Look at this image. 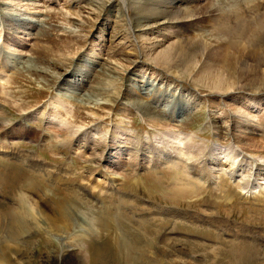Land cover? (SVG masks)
<instances>
[{
	"label": "rangeland",
	"instance_id": "1",
	"mask_svg": "<svg viewBox=\"0 0 264 264\" xmlns=\"http://www.w3.org/2000/svg\"><path fill=\"white\" fill-rule=\"evenodd\" d=\"M199 1L189 11L204 30L186 34L142 27L172 0L145 13L147 0H0V253L7 245L20 264L95 252L100 264H230L226 252L244 241L247 261L264 264V178L232 175L225 154L231 147L246 169H264V62L252 60L254 47L264 55V0ZM191 43L199 49L184 60L178 47ZM179 103L189 110L172 120ZM232 117L251 130L229 129ZM24 194L43 214L72 218L40 216L34 227L13 214Z\"/></svg>",
	"mask_w": 264,
	"mask_h": 264
},
{
	"label": "bare ground",
	"instance_id": "2",
	"mask_svg": "<svg viewBox=\"0 0 264 264\" xmlns=\"http://www.w3.org/2000/svg\"><path fill=\"white\" fill-rule=\"evenodd\" d=\"M125 1V0H124ZM165 1H167V0H165ZM164 0H158V1H154V0H147V3L145 4L146 6L143 8V7H140V9L145 13V12H149V11H152V10H150V9H148L149 7V5H150V3H153V2H156V3H159V4H164V2H165ZM172 1H174V3L173 4H171V6L169 7V9H167V8H165L164 10H160V11H158V12H156V13H154V12H152V13H154V14H156V15H153V16H151V17H148V19L150 20V21H148L147 23H145L144 25H142V24H140V25H142V27H144V28H146V29H149V30H153L154 28H157V27H159V25H168V26H177L179 29H180V31H184V32H186V34L187 33H194V32H200V31H203V30H199V29H197V24H196V22L195 23H193L194 22V18H195V16H193L192 14H191V12L189 11V5H191V3H193V2H197V1H199V0H172ZM139 2H142V1H139ZM200 2V1H199ZM167 3V2H166ZM169 3V2H168ZM141 5L142 3H138V5ZM155 4V3H154ZM143 5V4H142ZM169 5V4H168ZM193 5V4H192ZM207 6H209V8H212L213 6H212V4H210V5H207ZM125 8H124V10H128V5L127 4H125V6H124ZM161 7V6H160ZM164 8V7H163ZM208 10V9H207ZM154 11H155V8H154ZM221 12V11H220ZM150 14V13H149ZM10 15V14H9ZM14 16H16V15H14ZM217 16V15H216ZM221 16V15H220ZM215 17V16H214ZM217 19V18H216ZM197 20V19H196ZM14 21V20H13ZM20 21V20H19ZM21 21H22V23H24V24H26V25H30V27L32 26V22L31 21H29V22H27V20L25 21L24 19H21ZM216 22V21H215ZM19 24V23H18ZM22 25V24H21ZM20 25V26H21ZM25 25V26H26ZM23 27V26H22ZM28 27V26H27ZM263 28H264V25L262 26ZM29 28V27H28ZM201 29V28H200ZM26 31V30H25ZM28 31V30H27ZM262 32V35H264V29H262L261 30ZM221 32V31H220ZM219 32V33H220ZM182 36V35H181ZM240 42V41H239ZM198 43H191L190 45H188V44H184L185 46H182V45H179V47H178V49L179 50H181L182 52H183V54H182V57L184 58V60H188V59H192V58H194L195 57V54L197 53V51H198V49H199V46L197 45ZM228 47V49H230L231 47L232 48H236V49H238V53H237V57H234V58H237L236 60H235V62H239V61H244L243 59L246 57V56H244V53H243V49H242V44L241 43H238V42H235V41H230V44L227 46ZM260 47H254V49L252 50V51H254V50H257L258 51V54H256L255 56V59H252L253 60V62H264V55H262L261 53H259L261 50L259 49ZM223 50V49H222ZM216 51V50H215ZM220 51V50H219ZM219 51H216L215 52V54H217V52H219ZM170 52V54H173V55H175V51H169ZM213 52V51H212ZM211 53V52H210ZM220 53V52H219ZM219 53H218V55H219ZM213 54H214V52H213ZM221 54V53H220ZM236 56V55H235ZM214 57H215V55H214ZM217 57V56H216ZM225 59H224V62H227L228 61V59H231V58H229V57H231V55L230 54H225ZM167 60H169L170 61V58L169 57H165ZM212 59V58H211ZM214 59V58H213ZM219 59V58H218ZM209 60V59H208ZM232 60H234V59H232ZM231 61V60H230ZM215 62V61H214ZM220 62H223L222 60H220ZM229 62V61H228ZM15 63V62H14ZM8 65V64H7ZM248 67V66H247ZM260 68V67H259ZM245 69V68H244ZM247 69V68H246ZM248 70V69H247ZM253 70V69H252ZM250 71V70H249ZM255 71V70H254ZM248 72V71H247ZM252 71H250V73H251ZM259 72V71H258ZM261 72V71H260ZM259 72V73H260ZM88 73V72H87ZM237 73V72H236ZM240 72H238V74H239ZM243 73H245V70L243 71ZM243 73H242V75H243ZM259 73H257V74H259ZM248 74V73H247ZM253 73H251V75H252ZM255 75V74H254ZM237 76V75H236ZM239 76V75H238ZM256 76H258V75H256ZM248 77V76H247ZM262 77V76H261ZM243 78H245V77H243ZM256 78V77H255ZM254 78V79H255ZM259 78V77H258ZM264 78V77H263ZM250 79V78H249ZM261 79V78H260ZM248 80V79H247ZM239 81V80H238ZM243 81H244V79H243ZM251 81V80H250ZM241 82V81H240ZM261 82V81H260ZM220 85H218V87H219ZM260 86V85H259ZM223 88V87H222ZM221 89V88H220ZM263 90L262 91H264V88H262ZM219 90V89H218ZM224 90V89H223ZM219 91H221V90H219ZM157 93V92H156ZM137 95V94H136ZM152 97H154V94H152ZM168 97H170V96H168ZM157 98V97H156ZM164 98V97H163ZM168 99V98H167ZM166 99V100H167ZM156 100V99H155ZM165 102V101H164ZM173 102V101H172ZM167 104H168V102H166ZM169 103H171V100H170V102ZM171 105V104H170ZM171 107V106H170ZM169 107V108H170ZM189 110V106H188V104H183V103H179V104H177V105H174L172 108H170V110H169V116L168 117H170L171 119L172 118H174V117H180V116H182L183 114H185L187 111ZM167 113H168V111H167ZM147 118V117H146ZM169 118V119H170ZM173 120V119H172ZM147 121L149 122V123H152L153 125H162V122L163 121H161V119L160 118H156V117H149L148 119H147ZM229 129H230V127H236L237 126V128L239 127V126H242V127H244V129L247 131V129L248 130H251L250 128H251V125L249 124V121L248 120H244V119H236V118H234V117H232L230 120H229ZM164 125V124H163ZM166 125V124H165ZM162 127H164V126H162ZM253 129V128H252ZM243 131V130H242ZM230 132V131H229ZM228 132V133H229ZM7 134V133H6ZM247 134V133H246ZM178 135H175V137H177ZM5 137V136H4ZM178 138V137H177ZM240 139V141H241V138H239ZM155 148V147H154ZM167 148H164V151L166 150ZM217 149V148H216ZM220 149V148H219ZM218 149V150H219ZM228 150H230V152H228V153H225L226 154V160H227V162L229 163V166L231 167V169H232V175H234V174H236L237 172H238V169L240 168V170L241 171H246L247 172V176H248V178H252V177H255V179L257 180L259 177H261L262 178V176H263V178H264V169H263V166L262 165H259V164H256L255 166H252V167H249V169H246V167H245V165H243V164H241V162L242 161H238V153L236 152V150H234V149H232L231 147H230V149H228ZM154 151V150H153ZM152 151V152H153ZM158 151V150H157ZM160 155V154H159ZM179 157V156H178ZM208 157V156H207ZM256 157V156H255ZM254 157V158H255ZM153 158V157H152ZM257 158V157H256ZM259 158H260V156H259ZM261 158H262V156H261ZM173 159V158H172ZM179 159V158H178ZM253 159V158H252ZM174 161V163H172V164H175L176 166H178L179 164L177 163V160H173ZM172 161V162H173ZM219 162L220 160L217 158V157H213V156H211L210 155V157H209V162L211 163V165H213L212 164V162ZM152 162V161H151ZM209 163V164H210ZM215 165V164H214ZM220 165V164H219ZM222 166V165H221ZM223 167V166H222ZM34 172V171H33ZM182 172H183V175L186 173L187 175L188 174H193V173H189V172H187V171H185V173H184V170H182ZM185 174V175H186ZM32 175V174H31ZM28 176L29 177V179H28V184L30 183V179L31 180H36V178H34L33 176L34 175H32V176ZM117 175V174H116ZM184 175V176H185ZM116 178H118V177H116ZM209 178H211V176H209ZM261 178H259V179H261ZM185 179V178H184ZM254 179V180H255ZM264 180V179H263ZM25 181H27V180H25ZM183 180H181V182H182ZM203 181L204 182H207L208 180L207 179H203ZM32 182V181H31ZM34 184H35V182H34ZM33 184V185H34ZM29 185H31V183L29 184ZM245 186V185H244ZM33 187V186H32ZM248 187V188H247ZM245 188H247V189H249V183H246V187ZM255 189H256V187H255ZM67 197V196H66ZM70 198L71 197H69L68 199H69V201H71L70 200ZM30 197H28L27 195H25L24 194V196L22 197V199H20L21 201H20V203L18 204V206L16 207L17 208V210H15L14 212H13V209L11 210L12 212H13V214H14V217L15 216H19V215H21V216H27L26 218H30V220H32L33 222H32V224H34V221H36L37 222V224L35 223L34 224V227H37V225H40V224H42L43 226H44V222L42 223H38L41 219V217L40 216H42V218L43 219H45L46 221L48 220V221H53V222H55V223H68V219H71L72 217L70 216V218H68V211H66V210H62V208H60L61 209V211H56L57 213L54 215L55 217H50V215H47L45 212H44V214H43V211L41 210L42 208H40L39 209V207L37 206V204L36 203H34V208H33V206L30 204ZM72 199V198H71ZM119 200V199H118ZM116 201V200H115ZM63 205V207H64V204H62ZM70 205V204H69ZM71 206V205H70ZM14 208V207H13ZM32 208V209H31ZM35 209H38L39 211L37 212V210H35ZM69 209H73V208H71V207H69ZM67 210H68V208H67ZM71 211V210H70ZM69 214H70V212H69ZM71 215H72V213H71ZM119 215H121V214H119ZM52 216V215H51ZM73 216V215H72ZM13 217V218H14ZM20 217V216H19ZM18 217V218H19ZM23 217H21V219L22 220H25ZM37 218H39V219H37ZM124 219V218H123ZM99 220V219H98ZM102 220V219H101ZM104 220V219H103ZM102 220V221H103ZM106 221H107V219H105ZM115 220V219H114ZM18 221V220H17ZM28 221H29V219H28ZM27 221V222H28ZM45 221V222H46ZM109 221H111L110 219H109ZM109 221H108V223H109ZM113 221V220H112ZM148 221V220H147ZM165 221V220H164ZM167 221V220H166ZM15 222V221H14ZM26 222V221H25ZM30 222V221H29ZM101 222V221H100ZM114 222V221H113ZM112 222V223H113ZM129 222V221H128ZM145 222V221H144ZM156 222V221H155ZM158 222V221H157ZM13 223V222H12ZM17 222H15V224H16ZM103 223V222H102ZM101 223V224H102ZM112 223H109L108 225H109V227L111 226L110 224H112ZM65 224V225H66ZM137 224V223H136ZM144 224V223H143ZM147 224V223H146ZM145 224V225H146ZM151 224H152V222H151ZM159 224H160V222H159ZM41 225V226H42ZM64 225V227L66 228V226ZM104 225H106V224H104ZM103 225V226H104ZM139 226H140V224H138ZM50 227L49 228H51V225H49ZM57 226V225H56ZM114 225H112V227H113ZM124 226H127V225H125L124 224ZM144 226V225H143ZM153 226V225H152ZM186 226V225H185ZM22 227V226H21ZM60 227V226H59ZM61 227H63V226H61ZM69 227V226H68ZM108 226H105V227H103V229H105V228H108L107 229V231L109 230V229H111V227L109 228ZM41 228V227H40ZM40 228H38V230H40ZM53 228V227H52ZM99 228V227H98ZM116 228V231H119V230H117V227H115ZM148 228V227H147ZM146 228V229H147ZM150 228V227H149ZM196 229H197V227H195ZM42 229H43V227H42ZM100 229H101V226H100ZM124 229V228H123ZM127 229V228H126ZM129 229V228H128ZM130 229H132V228H130ZM135 229H137V228H135ZM141 229L143 230V228L141 227ZM141 229H138L139 230V232H140V230ZM57 230V229H56ZM106 230V229H105ZM113 230V229H112ZM161 230V229H160ZM205 230V229H204ZM208 230V229H207ZM40 231H42V230H40ZM52 231V230H51ZM100 231V230H99ZM98 231V232H99ZM107 231H106V233H107ZM135 232H136V230H134ZM149 231V230H148ZM194 231V230H193ZM33 232L34 231H32V235H33ZM101 232H103L102 230H101ZM108 232H110V231H108ZM129 232V231H128ZM147 232V231H146ZM151 232H152V230H151ZM207 232V231H206ZM209 232V231H208ZM31 233V232H30ZM39 233V232H38ZM38 233H37V235H38ZM103 233H105V232H103ZM111 233H114V231L112 232L111 231ZM117 233V232H116ZM149 233V232H148ZM29 234V233H28ZM36 233H34V235H35ZM99 234H100V232H99ZM108 234V233H107ZM121 233H117V235H118V239H119V241H120V239L122 238V236H120L121 238H119V235H120ZM133 234V233H132ZM158 234V233H157ZM157 234H156V236H157ZM105 235V234H104ZM108 235H110V234H108ZM108 235H106L107 237H108ZM128 235H129V233H128ZM134 235V234H133ZM138 235H139V233H138ZM142 235V234H141ZM144 235V234H143ZM24 236V235H23ZM98 236V235H97ZM99 236H101V234L99 235ZM130 236H132V235H130ZM136 236H137V234H136ZM146 236H147V233H146ZM158 236H160V234H158ZM157 236V237H158ZM102 237V236H101ZM113 237H114V235H113ZM126 238H127V236H125ZM110 238V237H109ZM133 238V237H132ZM136 238H139V236H137ZM117 239V238H116ZM118 239H117V241H116V243H115V247H117V245L116 244H118L117 242H118ZM141 239V238H140ZM145 239L146 240H149L148 238H146L145 237ZM158 239V238H157ZM75 240V239H74ZM101 240H103V238L101 239ZM101 240H99V242L101 241ZM104 240H106V239H104ZM103 240V242H105ZM108 241H110L109 239H107ZM112 240V239H111ZM113 240H114V238H113ZM121 240H123V238L121 239ZM131 240V239H130ZM139 240V239H138ZM153 240V239H152ZM92 241V240H91ZM125 241H126V239H125ZM133 241H134V239H133ZM144 241V240H143ZM142 241V242H143ZM176 241V240H175ZM93 242H95V241H93ZM97 242V241H96ZM103 242H101V243H103ZM110 242H112V241H110ZM122 242V241H121ZM123 242H124V240H123ZM140 242V241H139ZM142 242H140V244L142 243ZM148 242V241H147ZM152 242V241H151ZM155 242V241H154ZM90 243H92V242H90ZM98 243V242H97ZM106 243H107V241H106ZM113 244H114V241L112 242ZM120 243V242H119ZM126 243V242H125ZM144 243V242H143ZM149 243H150V241H149ZM153 243V242H152ZM152 243H150V244H152ZM247 243V242H246ZM246 243L244 242V241H238L236 244H234V245H232L231 247H230V249L226 252V254L228 255V257L230 258V264H248L249 262V260L248 259H250L251 260V253L248 251V248H250V247H248L247 248V245H246ZM93 244H95V243H93ZM128 243H126V244H123V245H121V243L120 244H118V246L120 247H118V249L120 250L121 249V246L123 247V250L125 249V247L124 246H126ZM131 244H132V242H131ZM135 244V243H134ZM137 244V243H136ZM153 244H155V243H153ZM96 245V244H95ZM98 245H100V244H98ZM104 245V244H103ZM138 245V244H137ZM136 245V246H137ZM143 245V244H142ZM251 245V244H250ZM254 245H255V243H254ZM254 245H252L253 247H254ZM7 246V245H6ZM4 247L3 248V250H4V252H1L0 253V264H9V262H14L15 261V264H20V263H23V261H19V257L17 256V253H14L13 251H10V249H8V247ZM97 246V245H96ZM105 246V245H104ZM113 246V245H112ZM128 246V245H127ZM135 246V245H134ZM140 246V245H139ZM256 246V245H255ZM259 245L257 244V246L255 247L256 249H257V247H258ZM88 247H90V245L88 246ZM94 247V246H93ZM99 247V246H98ZM107 247V249H108V247H109V249H113V248H110L111 246H106ZM105 247V248H106ZM130 247V246H129ZM154 247V246H153ZM252 247V248H253ZM92 248V247H91ZM104 248V250H106L107 251V249H105ZM134 249H135V247H133ZM251 248V249H252ZM259 248V247H258ZM261 248V247H260ZM92 249H94V248H92ZM138 249V248H137ZM140 249V248H139ZM150 249V248H149ZM2 250V251H3ZM9 251V253L7 252V251ZM100 250H102V251H104L103 249H100ZM132 250V249H131ZM130 250V251H131ZM136 250V249H135ZM151 250H152V247H151ZM150 250V251H151ZM250 250V249H249ZM253 250H255V249H253ZM94 251H95V249H94ZM110 251V250H109ZM115 251V250H114ZM122 251V250H121ZM120 251V252H121ZM125 251H126V249H125ZM125 251H123V252H125ZM127 251H129V248L127 247ZM144 251L145 252H149V250L148 251H146L145 249H144ZM143 251V252H144ZM112 252H113V250H112ZM116 252H117V250H116ZM140 252V251H139ZM257 252V251H256ZM128 253H131V252H128ZM150 253H152V252H150ZM254 253H255V251H254ZM253 253V254H254ZM77 254V253H76ZM83 254V253H82ZM102 254V253H101ZM110 254H112L111 252H110ZM116 254V253H115ZM120 254V253H119ZM119 254L117 253V255L119 256ZM124 254V253H123ZM127 253H125V255H126ZM132 254V253H131ZM224 254V253H223ZM257 255H259L258 253H256ZM255 254V255H256ZM263 254H264V251H263ZM19 255H20V253H19ZM79 255V254H78ZM75 256V255H73V256H71V257H73L76 261L75 262H73L74 264H88V263H90V264H100V255L98 254V252H95L94 254H92L91 255V257H87V259L85 258V256L84 255H81L80 254V256ZM143 255V254H142ZM148 255H149V253H148ZM251 255V256H250ZM255 255H254V257H255ZM256 255V256H257ZM21 256V255H20ZM61 256V255H60ZM115 256V255H114ZM117 256V257H118ZM120 256H121V254H120ZM122 256H124V255H122ZM130 256V255H129ZM67 257H69V256H67ZM67 257H59L58 258V261H59V264H61V261L63 260V259H66V260H63V264L64 263H66V262H68V261H70L71 260V258H67ZM82 257H83V259H82ZM259 257V256H258ZM258 257H255V258H258ZM128 258V257H127ZM129 258H131V256L129 257ZM21 259V258H20ZM253 259V258H252ZM259 259V258H258ZM27 260H28V258H27ZM248 260V261H247ZM253 260H251V262H252ZM257 261V260H256ZM261 261V260H260ZM250 262V263H251ZM58 263V262H57ZM151 263H152V261H151ZM249 263V264H250ZM254 263L256 264V262L254 261ZM102 264V263H101ZM210 264V263H209Z\"/></svg>",
	"mask_w": 264,
	"mask_h": 264
}]
</instances>
